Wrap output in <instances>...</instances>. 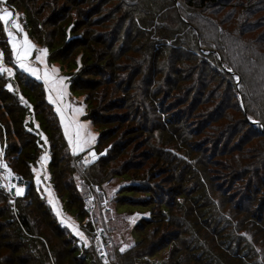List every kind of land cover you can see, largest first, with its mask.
Instances as JSON below:
<instances>
[{
    "label": "trees",
    "instance_id": "1",
    "mask_svg": "<svg viewBox=\"0 0 264 264\" xmlns=\"http://www.w3.org/2000/svg\"><path fill=\"white\" fill-rule=\"evenodd\" d=\"M58 1L59 0H44V3L46 4L44 6L49 8V13H47L46 16H42L41 14L33 18L26 12V10H28V5L25 0H6L5 3L7 5L17 7L19 16L18 22L27 29V35L30 41L34 44L38 43L39 40L41 41V37L44 38L42 31H45L46 25L58 27L61 23H63L61 36L59 38H55V36H51L49 34L48 37H46V41L43 46L48 48L49 60L59 61L62 64L68 62V64H66V69L70 70L69 76L72 79L70 87L72 90H88L92 86H97L99 83L97 85H95L96 83H90L93 80L101 81V83L111 81L110 72H107V77H105V74H102L104 79L95 78L93 74H96V71L101 70L102 68L105 70V67H110L113 71H115V63L113 61L109 63L108 60H106V57L109 54L112 55V53H114V55L118 54L117 56L121 58L124 54H121V52H125L127 47L125 43H128V40L132 45V49L135 50L138 55L141 50L144 52L140 54L139 59L136 58L138 60H135V64L138 65V73L135 71H128L127 76L131 78L129 82L133 83L137 75H139L141 71L139 66H141L143 59L149 57L151 62L157 67L158 60L165 57V61L162 62L161 65V77L165 78V85L170 87V92H172L171 89L183 90L184 92L194 88L195 82L190 83L189 86L185 87L178 85L179 80L187 82L194 79L195 74L193 75V72H191L192 67L197 68L199 65H204V68L200 70L199 79L206 81L204 82L205 87L208 82H211L212 78L219 79L218 85H221L226 80L224 73H218L216 69H213L210 72L211 74L208 71H205L204 75L201 73L203 70L207 69V64L210 62L216 65L215 68L221 67L226 75L230 76L232 74H236L239 77L237 71H234L233 69L237 68L235 66L236 64L241 69V65L247 61V59H244L241 54L236 52L240 46V39L229 38L234 35L233 32H229L226 27L219 23L216 17L210 14L212 12H216L219 6H222L221 2H223V0H149V2H144V10L140 9V0H116V3L111 7H109V0H92L93 3H96L95 7L91 6L90 2L85 7L84 3L87 2V0H60L62 2L60 4ZM20 7L23 10L19 11ZM72 7H76L77 11H80L81 9H79V7H82V10L85 12L84 17L81 18L79 15L78 20L68 18L67 12L70 13L71 11L69 10ZM102 8L106 11L105 13H101ZM207 10H209L210 13L206 12ZM258 11L264 12V0H233V9L230 11L228 10L227 12V14L230 13V15H226L221 19L228 21V19L230 20L231 17L236 15L238 19L237 24L239 25L236 26L235 29L239 30V33H242L253 30L250 28L244 29V23L252 26V28H258L263 25L264 22H260L259 18H254V15ZM95 15L98 16L97 20L93 19ZM46 18L48 19L45 20ZM89 26H97L98 29L96 32H98V34H88L86 29H88ZM3 28V23L0 22V51L3 53V56L0 57V66L5 68V63L8 64L9 67L11 66L10 62H13V57L9 47L7 34L4 32ZM12 31L14 35L17 34L15 30ZM262 33L264 34V32ZM99 34L101 35L97 37ZM115 34L118 35L120 40H122L121 45L115 48L108 47L109 45L105 46L102 42L103 37L110 38L111 36L114 37L113 35ZM89 35L90 38H88ZM133 41L136 43L132 44ZM102 44L103 50H105V55H96V48ZM74 48L75 50H73ZM114 49L118 52L114 51ZM80 52H82V55H79L81 66L77 65L73 58L78 54H81ZM70 53L75 55L71 57V55H68ZM69 56L70 58L67 60ZM237 56L240 58L236 62L235 58ZM2 58H4V60ZM261 65L264 66V63H261ZM225 66H227V68ZM228 67L232 68L231 72L227 71ZM184 68L187 71L186 74H180L182 72L181 69ZM17 71L20 72L15 73L12 76L14 80L11 82H9L10 79L7 77V74L4 76V72H0V134L9 141L7 154H5V156L7 155L8 158L9 152L12 151V145L16 143L18 138L22 137L23 133H25L21 128L20 123L24 116L28 113V111L23 112L19 110V106H15V102H13L12 99L14 94L16 97L21 96L26 99V103L24 101L19 102L23 107H27L30 100L33 102V109L43 126L50 144L52 158L51 167L55 168L56 162L63 159L66 160L56 164V166L59 164L64 165L63 168L57 170L60 176H57L54 172L51 174L53 187L57 191L60 198H65L66 205L75 210V213L80 220L85 215V211L82 206V197L87 192L85 190L89 189L91 191L94 185H99L100 181H97V179L99 175L103 173L102 168L106 171L118 173L122 176L121 178L128 181L127 184L130 186L133 184L137 186L143 185L144 189L142 190L145 192L143 197H148L149 199L155 189V185H158L159 181V175L155 176V173L159 170L158 168L163 165V163L171 172L172 170H175L173 164L176 165L177 161L178 164L182 162L180 163L181 167H177L176 172H178L182 178H185L183 170L190 167V163L185 159L176 157L173 153V155H167L166 152H169L164 150L163 151L165 153L163 151L155 152L154 150L149 155H144V162H132L130 157L134 156L137 150L131 146V149L129 151L127 150L125 155L121 156L122 158L120 157V165H118V163H115L114 165L112 164V162L115 161V158L119 156V154L118 156H113V153H109L110 146H115V144L112 143L105 147H103L102 144L104 141H107L115 136L117 131L119 133L121 123L124 124L128 121L129 124L124 126V130H120L123 137H119V139H124L121 140L123 146L119 148V151L124 150L127 145L132 144L133 140L129 139V137H134L137 132H140V138H147L151 136L146 132L149 129L141 127L137 123L141 121L137 116H135V114L139 113L137 109H141L140 106L135 105L133 99L124 103L125 97L119 94L120 91H118V97L110 91H104V93H96L100 94L94 95V98L93 96H89L86 99L88 107L92 106L87 116L95 122L99 132L94 146L95 153L98 158L95 161L88 163L87 166H82V158L86 152L76 153L73 155V153L69 150L66 139L63 136L57 114L54 111L52 104L46 99L45 88L43 87L41 81L19 68H17ZM262 72L264 74V67ZM173 76H177V78L174 80ZM86 77H88L89 80H85ZM208 78L210 79L208 80ZM145 82L150 85L153 84L150 79ZM235 82L236 92L238 94L241 93L245 100L248 98L252 106L258 104V108L252 109V113L255 115L253 120L258 121V124L249 120L248 116V118L244 119L245 122L256 128V135L264 136V78L262 81L259 80L258 83H251L248 81V78H244L242 75L239 77V81ZM239 82L245 87V89L242 87L239 89ZM120 83L123 82L118 81L119 85H121ZM127 83L124 82L122 88H124ZM9 84L12 85L11 90L6 87ZM169 84H172V86ZM158 85H160V89L162 86L161 84H157V87ZM129 87V85H126V89ZM122 88L120 89L121 92H123ZM14 89L16 92H14ZM165 92H167L168 96V90ZM262 101L263 103H261ZM244 107L245 112H249V110L251 111L249 103H245ZM111 111L115 112L111 114ZM103 112L110 113V115L106 114L105 116L102 114ZM123 116L125 118H123ZM145 121H149V119L146 117ZM174 121L175 122L170 121L169 124L175 126L176 120ZM143 124H145L144 121ZM148 124L150 123L148 122ZM164 133L167 138L173 140V134L168 132ZM147 144L145 145L150 148L152 146L153 148V144L150 146L148 141ZM27 145L24 144L22 146L23 150L21 154H23L24 159L29 158V155H35L38 151L36 146H30L31 144ZM30 147H33V150ZM159 149L160 148H158V150ZM105 150H107L106 155H99L100 153H104ZM59 151L61 158L58 161L57 155ZM232 153L228 156L229 161L226 159V161H228L227 166L232 170L238 169L240 171V176L242 175L240 182L244 187V191L247 192L248 189H250L252 182L255 179L260 181V184L257 183V185L253 187V190H250L249 194L245 197L246 203L243 202L245 206L240 205L239 209H235L236 213L243 215L241 216V224L239 220L233 221L232 224L235 229L232 230V228H230V231H227L222 226L218 228L217 222L215 225L213 224V226L208 225L210 222L209 220L212 221V219L208 220L209 215L212 214L210 211H215V207L220 208V206L215 204L216 198H213L212 200V196L210 194L205 195L200 187H196L197 189L195 191H191L189 194H187L186 191L180 190L178 194H174L175 196L172 198L171 202H169V198H167L157 204V212L158 216H161L160 219L167 225L171 224L174 227H177V229L175 232L168 229V231L163 234L164 241L162 244L159 243V240L155 241V239H152L153 236L151 233L146 236L143 240L148 239L149 242L146 243L143 249L144 252L141 253L146 259L149 260V255L157 253L156 249L159 245L162 246V248L159 247L158 249L160 251L165 246L171 247L172 254H175V251H184L185 256H178L176 261L172 260L170 262L171 264H180L181 262L184 264H200L201 262L209 264L211 261L208 257H206V254L209 252L217 254L219 251H221V256L215 255L216 260L219 262L218 264H225L224 261H231L232 264H252L251 262L253 261V264H256L254 259L256 254H261V257L263 256L262 259H264V176L262 177L259 174L253 173L252 169L245 166L243 162L238 163L235 160L238 167L235 166L231 162L235 158ZM236 154H238L237 156L240 155L238 152ZM148 157H152V159L146 163ZM167 157L169 160H175V162L172 164V162L166 160ZM24 159H22L23 162L29 164V162ZM160 161H163L162 164L159 163ZM13 164L14 160H12V162L10 161L11 169L14 172L23 176L26 175L21 171L16 170ZM240 166L242 167L240 168ZM145 167H147V170L150 171L149 173L154 176L151 178L144 176H142V178L140 176L141 178L138 177L139 180L137 178H132L130 172L135 169L143 171ZM154 168H156V170L153 172ZM62 174H65V180L63 179ZM166 179L161 180V183H165L167 181ZM75 183L78 184L77 187H75ZM34 189L33 182L31 181L30 186L27 188L24 195L17 197L14 204H11L9 202L7 192L0 188V216L6 213L10 214L7 216L8 218L0 221V251L2 249L10 250L18 247V250L16 249L12 251V254L10 255V257L17 255L15 258L11 259L15 263L6 261L8 262L6 264H68L71 262L72 264H75V259L79 254L76 253V251L69 254L67 251L71 249L76 250L75 248L68 247L66 248L67 254L57 251L56 256H51L50 252L54 249V245H51L43 236V232L40 231L42 228L41 225L39 223L35 225L33 224L31 219L32 216L30 215L31 210L26 209L29 208L31 204L38 206L37 210H41L39 214H43L44 217L48 219V222L51 223L49 218L50 215L46 212L48 202L44 200L43 203L45 206H42V203L38 200L40 196L38 194L33 196L32 192ZM29 191H31L32 194ZM133 191L134 189L132 187L125 188V191H122L120 197H127L129 200L131 198H135L131 197L130 194L125 195L126 193ZM31 195L32 197H30ZM258 201L259 203L256 208L259 213L255 214L252 212L254 209L252 206ZM133 202L136 203L135 200ZM147 205L153 208L156 203L149 201ZM174 214L176 215V218L174 217ZM151 217L152 216H149V218ZM146 221L148 223L150 222L147 226L153 223L152 218ZM181 222L184 226L180 225L182 224ZM88 223L90 222H87L88 227H91L92 225ZM185 224L188 227L185 226ZM241 225L244 226V228ZM208 226L214 228L213 230L219 233V237H216L213 234L207 235V231L205 230H208ZM3 227L11 228V230L2 231ZM61 228L63 227L59 226V228H52V231L55 232V237L58 238L60 236L59 232ZM185 232H190V237L188 236L186 238L184 236ZM44 234L48 235L47 231H45ZM106 234L108 236L112 235L109 233V230L106 231ZM11 237L14 238L12 242H10ZM117 238L118 235L116 236V240ZM246 238H249L250 241L247 242ZM204 240H208L209 246L202 249L200 248V245L206 244ZM137 241L139 242V240ZM138 242L130 249H128L129 247L126 248L123 253L140 252L141 250H134L137 249ZM25 245H28V248H26L27 255L25 254L27 257L24 260L22 256L18 258V255H21L19 254V247L23 249L25 248ZM175 246H178L179 248L177 250L172 249ZM42 248H44V250H42ZM141 254L136 255L135 258L141 259ZM82 257L86 259V263L89 262L87 252H85ZM2 258L4 257L0 254V264L1 261L3 262ZM172 258L173 256H170V259ZM64 260H67V262Z\"/></svg>",
    "mask_w": 264,
    "mask_h": 264
},
{
    "label": "rangeland",
    "instance_id": "2",
    "mask_svg": "<svg viewBox=\"0 0 264 264\" xmlns=\"http://www.w3.org/2000/svg\"><path fill=\"white\" fill-rule=\"evenodd\" d=\"M25 2L28 5L27 6L28 10H26V12L27 14L31 15L32 18L37 17L38 15L41 14L42 16H46V14L49 13V8L44 6L46 5L44 3V0H25ZM89 2L91 6L94 7L96 6V3H93L92 0H87V2L84 3L85 7L88 5ZM144 2H149V0H140L139 6L141 10L145 9ZM58 3L60 4L62 2L59 0ZM108 3H109V7H111L116 3V0H109ZM221 3L222 6H219L216 12L210 13L209 11L210 9L207 10L206 12L216 17L219 23L222 24V26L226 27L229 30V32H233L234 35L229 38H236L238 40L240 39L239 41L240 46L238 47L236 52L238 54H241L244 57V59H247V61H245L243 65H241L242 66L241 69L236 64L235 66L237 68L233 70L237 71L239 77L243 75L244 78H248L249 82L258 83L259 80L262 81L264 78V74L262 72L264 66L261 65V63H264V34L262 33L264 32L263 31L264 23L262 26H259L258 28L255 27L252 28V26L246 25V23H244L243 25L245 26L244 29L250 28L253 30L239 33V30L235 29V27L239 25L237 24L238 19L236 15L231 17L230 20L228 19V21H224L221 19L224 18V16L226 15H230V13L227 14V12L228 10L230 11L231 9H233V0H223V2ZM4 7H7L11 12L15 14L13 19L19 20L17 7L7 5L6 3H0V8H4ZM79 9L81 10L77 11L76 7H72L69 10L71 12L70 13L67 12L68 18H73L74 20L75 19L78 20L79 15L81 18L84 17L85 12L82 10V7H79ZM21 10L23 9L20 7L19 11ZM105 12L106 11L104 10V8H102L101 13H105ZM263 17H264L263 11H258L254 15V18H259L260 22H264ZM97 18L98 16L95 15L93 19L97 20ZM47 19L48 18H46L45 20ZM62 25L63 23H61L58 27L57 26L54 27L50 25L45 26V31H42V35H44V38L41 37L42 40L41 41L39 40L40 42L38 41V43L36 44H34L31 41L34 47L31 50V53L28 57V61L32 68L38 70V75L40 76V79L38 80L41 81L43 87L45 88L47 101L52 104V107L57 114L61 126V130L64 138L66 139L69 150L72 152L68 140L64 135V127L61 123V114L57 112L56 110L57 106L59 105L60 107L64 108V105H70V107L64 108L63 110V115L65 117L64 122L67 123L69 120L75 118V120H77L79 123L87 126L84 129L85 133L90 132L92 134H95L97 137V135L99 134L97 125L91 118L87 116L92 106L88 107L86 99L89 96H93L94 98L95 97L94 95H99L100 93H104V91L105 92L110 91L111 93L115 94V96L118 97V91H120L119 94L125 97L124 103L126 101L128 102V100L130 99H133L135 105L140 106L141 109H137L139 113L135 114V116H137L141 121L137 123L139 126L149 129L148 130L149 132L148 131L146 132L148 133V135L150 134L151 136H149L150 138L149 137L140 138L139 137L140 132H137L136 135H134V137L132 136L129 137V139L133 140L132 144L127 145L124 150L119 151V148L123 146L121 140L124 139V138L121 139L123 137V134L120 133V130H124V126H127L129 124L128 121H126L124 124L121 123L120 125L121 129L119 130V133L117 131L115 136H113L107 141H104L102 144L103 147L112 143L115 144V146H110L109 153H113L112 154L113 156L115 155L118 156L119 154V156L115 158V161L112 162V164L114 165L115 163H118V165H120L119 162L120 157L125 155L127 150L129 151L132 146L135 150H137L135 155L130 157L131 158L130 160L132 162H137V161L144 162L145 161L144 155H149L154 150L155 152H160V151L162 152L164 150L169 152V153L166 152L167 155L174 154L176 157L180 159L187 160L190 163V167L183 170L185 178H182L178 174V172H176L177 167H181L180 163L182 162L178 164L177 161V164L175 165L173 164L175 160H169V158L167 157L166 160L172 162L173 166L175 167V170H172L170 172L166 168V165L164 163L158 168L159 170H157V172L155 173V176L159 175L158 185H155V189L150 195L151 196L150 199L148 197L147 198L143 197V194L145 193L142 190L144 189L143 185L137 186L133 184L130 186L129 184H127L128 181L121 178L122 176L119 175L118 173L113 171L111 172L106 171L104 168H102L103 173H101V175H99L97 179V181H100L99 185H94L91 191L89 189L85 190L87 192L82 197V200H84L85 197L90 196V198L93 199V201L91 202L90 206H86L85 203L82 201V206L85 211V215L80 220L79 217L76 215L75 210L73 208L72 209L69 208L66 205L65 198L63 197L60 198L57 191L53 187L51 174L54 172L56 173L57 176H60L57 170L63 168L64 165L59 164L56 166V164H58L59 162H64L66 160L63 159L59 161V159L61 158L59 151L57 155V160L59 162L55 163V168L51 167L52 158H51L50 144L47 135L43 129V126L41 125L40 120L33 109V102L30 100L28 102L27 107L25 106L23 107L19 102L24 101L26 103L25 101L26 99L23 98L22 101L21 96L16 97L13 94L12 99L13 102H15V106L16 107L19 106V110L23 112L28 111V113L24 116L23 120L20 123L21 128L25 133H23L22 137L18 138L16 140V143L12 145L13 146L12 151H10L8 154L9 159L7 158V155L4 156V154H7L9 141L5 139L4 136L2 137V135H0L1 140L5 141L6 143L0 150V153H2V155L0 156L1 158L2 156L5 157V161L9 166H10V161L12 162V160H14L13 165L15 169L26 174L25 176L22 175V177L30 181V183L31 181L33 182L35 188L34 191L32 192L33 196L37 194L40 196L38 200L42 203V206H45L43 203L44 200L48 202V204L46 203L47 204L46 212L50 215L49 218L51 223L48 222V219L44 217L43 214L41 213L39 214L41 210L39 209L37 210L38 206H34V204H31L30 207L26 209L31 210L30 215L32 216L31 219L33 224L35 225L39 223L42 227L40 231L43 232L42 233L43 236L46 238L47 241H49L51 245H54V249H52V251L50 252L51 256H56L57 251L62 252L63 254H67V251L69 254L73 253V251H76V253H78L79 255L75 259V264H147V263L171 264L170 262L172 260L176 261L178 256H185L183 250L175 251V254H172L171 247L165 246L160 251L158 249L159 247L162 248V246L159 245L156 249L157 253L149 255L148 257L150 259L148 260L141 253L144 252L143 249L146 243L149 242V240L148 239L143 240V239L151 233L153 236L152 239H155V241L159 240V243L162 244V242L164 241L163 234L166 233L168 229L172 230V232H175L177 227H174L171 224L167 225L165 222H163L160 219L161 216H158L157 204L161 203L167 198H169L168 200L169 202H171L172 198L176 195V193L178 194L180 190L186 191V193L189 194L191 191H195L197 189L196 187L198 188L200 187V189L205 195L210 194L212 196L211 197L212 200L213 198H216L215 204L220 206V208L215 207V211H210L212 214L209 215L208 220L212 219V221L209 220L210 222L208 223V225L213 226V224L215 225V223L217 222L218 228L222 226L227 231H230V228H232V230L235 229V227L232 224L233 221L239 220L241 224L242 221L241 216L243 215L236 213L235 209H239L240 205L245 206V204H243V202H245V197L247 196V194H249L250 190H253V187H255L257 183L260 184V181L255 179L252 182V186L250 187V189H248V191L245 192L244 187L240 182L242 178V175L240 176L241 174L240 171L238 169L232 170L227 166V163L229 161L228 156L233 152L232 155H234L235 158L231 162L235 166L238 167L236 161L238 163L243 162L245 166L252 169L253 173L259 174L260 176L263 177L264 176V171H263L264 136L256 135L257 134L256 128L250 126L244 120L245 118L249 117V120L254 121L253 119L255 115L254 113H252V109L258 108V104L252 106L248 98L247 100H245L244 96L241 93L238 94L236 92L235 81H237L238 76L236 74H232L228 76L226 75L225 72H223L221 67L215 68L216 65L210 62L209 64H207V69L203 70L201 73L204 75L205 71H208L210 73L213 69H216L218 73H224L226 80L221 85H218L219 79L212 78L211 82H208L207 85L204 87V82L206 81H202L201 79H199L200 70L204 68V65H199L197 68L192 67L191 69L193 75L195 74L194 79H191L190 81L187 82H183L180 80H179L180 82L178 81V85L182 87L189 86L190 83L195 82L194 88L190 90H186L184 92L183 90L171 89L172 92H170L169 90L170 87L165 85L166 84L165 78L161 77V65L162 62L165 61V57L160 58L158 60L157 67L155 64L151 62V59H149L148 57L143 60L141 59L142 63L141 66H139L141 71L139 75H137V77L135 78V81L133 83H130L129 80L131 78L127 76L128 71H135L136 73H138V67H137L138 65L135 64V60H138L140 58V54L144 52L141 50V52L138 55V53L132 49L131 47L132 45L128 40L129 45L127 42L126 43L124 42L125 45L127 46L125 52L120 51L121 54L124 53L121 58L117 56L118 54L114 55V53H112V55L109 54L106 57L107 58L106 60H108L109 63L111 61L115 63L114 65L116 68L115 71H113L110 67H105V70L107 71L103 70L104 68H102L101 70H97L96 74H93L95 78L104 79L102 74H105V77H107V72H110L111 81L109 82L106 81V83H101V81L93 80L92 82H90L91 84L93 83H96L95 85H97L98 83L99 84L97 86H92L88 90H81V91L72 90L70 87V83L72 82V79L69 76L70 70L66 69L67 66L66 64H68V62L62 64L59 61L49 60L48 48L43 46L44 42L46 41V37H48L49 34L51 36H55V38H59L61 36V32L63 29ZM21 26L23 31L17 32L16 29L11 28V24H9L11 30H15L17 32V34L14 35V37L17 39L18 43L23 40L25 34L27 35V29L23 25ZM97 29H98L97 26L96 27L89 26V28L86 29V32L88 34L93 33L94 35H97L98 34V32H96ZM100 35L101 34H99L97 37H99ZM113 36L114 37L111 36L110 38L103 37L102 42L104 43L105 46L109 45L108 47L115 48L121 45L122 40L118 38V35L115 34ZM88 38H90V35L88 36ZM135 43H136L135 41L132 42V44ZM9 47L11 49L13 62L12 63L10 62L11 65L10 67L8 64L5 63V68H10L13 74L9 76L7 72H4L3 75L6 76L7 74V77L10 79L9 82H11L14 80L12 76L15 73L20 72L17 71V68L19 69L21 68L15 62V56L12 52V48L10 44ZM39 49H47V56L44 58L43 62L38 61L36 59V57L39 55V51H38ZM96 49H97L96 55H100V54L102 56L105 55V50H103V44L97 47ZM73 50H75V48ZM114 51L117 50L114 49ZM80 53L81 54H78L77 56L73 57L75 62L79 66H81L79 55H82V52ZM68 55H71L72 57L75 54L70 53ZM69 58L70 56L67 58V60ZM239 58H240L239 56L235 58L236 62ZM2 59L4 60V58ZM225 67L227 68V66ZM53 68L57 70V72L55 73V78L57 79L64 78L63 83L64 85H66V88L64 89L65 95L62 101H60L57 98V92L55 90H51L53 87L51 83L49 85H45L43 79L45 69H47L48 72L51 74V70ZM229 68L231 67H228V69ZM181 71L182 72L180 74H186L187 72L185 68L181 69ZM162 74L165 76L163 72ZM30 75L37 79L36 76L32 74ZM177 76L176 77L173 76L174 80L177 78ZM148 79L152 80L153 84L150 85L146 83L145 81ZM209 79L210 78H208V80ZM85 80H89L88 77H86ZM118 81H122L123 83L128 82L126 85H129L130 87L126 89V85H125L124 88H122L123 83H120L121 85H119ZM157 84H161L162 87L159 89L160 85H158L157 87ZM169 85L172 86V84ZM238 86L239 89L241 87L245 89V87L242 86L240 82ZM121 88L123 89L122 90L123 92H121L120 90ZM167 90L169 92L168 96H167V92H165ZM14 92H16L15 89ZM98 92L100 93L96 94ZM53 101H55V103ZM245 103H249V108L251 109V111L249 110V112L246 111L247 113L244 111ZM261 103H263V101ZM76 108H81L82 112L80 114H76L74 111ZM114 112L115 111H111L110 113L112 114ZM110 113L103 112L102 114L106 116V114L110 115ZM146 117L149 119V121H145ZM123 118L125 117L123 116ZM174 120H176V125L175 126L170 125L169 122L170 121L175 122ZM143 121L145 124H143ZM148 122L150 124H148ZM257 122L258 121H255V124H258ZM164 132L173 134V140L167 138ZM119 137L121 138L119 139ZM147 141L149 142L150 146L151 144H153V148L152 146L150 148L145 145L147 144ZM24 144L26 145L31 144L30 146H36L38 150L37 153H35V155L34 154L29 155V158L24 159L23 154H21L23 150L22 146ZM94 146L95 143L91 146L90 149L84 150V152H86L84 157H88L89 159L91 158L89 156V152L90 151L95 152ZM158 148L160 149L158 150ZM171 148H173L174 150ZM4 149H5V153H4ZM31 149L33 150V147ZM237 152L240 153L239 156H237L238 155L236 154ZM45 154H47L48 159L43 162V168H41L40 157ZM22 159L27 160L30 165L23 162ZM151 159L152 157H148L146 163H148V161H150ZM226 159L228 161H226ZM5 161L3 160L4 163ZM162 162L163 161H160L159 163L162 164ZM85 164L82 161V166L85 167L88 165V163L86 165ZM241 167L242 166H240V168ZM33 168H35L37 172H39L40 183H37L36 181V173L33 172ZM155 170L156 168H154L153 172ZM149 172L150 171L147 170V167H145L143 171L135 169L132 172H130V174L132 175V178H137V179L138 177L141 178L142 176L150 177V178L154 176L151 175ZM65 174H62L64 180L66 179ZM45 177H47V179H45ZM163 179L164 180L166 179L167 181L165 183H161V180ZM74 185L75 187H77L78 184L75 183ZM130 187H132L134 191L130 193L128 192L125 195L130 194L131 197H135V198H131L129 200L127 197H120L122 191H125V188H130ZM29 192L31 193V191ZM49 192L52 194V198L54 199L56 205L55 209L53 205L49 203ZM30 197H32V195ZM134 200L136 201V203L133 202ZM149 201L155 202L156 205H154L153 208L149 207V205H147ZM258 203L259 201L255 202V205L252 206V208H254L252 212H254L255 214L259 213L258 209L256 208ZM57 209L61 213L60 216L56 214ZM9 215L10 214L8 213L2 214V216H0V221H2L5 218H8L7 216ZM149 216H152L151 218L153 219V223L147 226L150 222L148 223L146 220L151 219L149 218ZM174 217L176 218L175 214ZM63 218H71V222L74 223L78 227L79 231L84 234V239H81V237L77 235L70 227H68L66 223H62L61 220ZM88 221L90 222L88 224L92 225L91 227H88L87 225ZM180 225L184 226L183 223ZM59 226H62L63 228H61L59 232L60 236L57 238L55 237V232L52 231V228L54 229L59 228ZM185 226L187 225L185 224ZM242 227L244 228V226ZM97 228H101L104 230L105 233L102 232V234H104L105 237L108 236L106 234V231L108 230L109 233L113 235V236L112 235L108 236V239H111L113 243L111 245V250L107 260H103L102 258L98 257L94 249L93 237ZM9 229L11 230V228L3 227L2 231H6ZM213 229L214 228L209 227L208 230H205L207 231L206 234L207 235L213 234L214 236L219 237L218 236L219 233H217ZM45 231H47L48 235L44 234ZM190 234H191L190 232L189 233L185 232L184 236L187 238L188 236L190 237ZM117 235L118 238L116 240ZM246 239L247 242L250 241L249 238ZM13 240L14 238L11 237L10 242H12ZM137 240H139V242ZM137 242H138L137 249L134 250H141L140 252L136 253L134 252V250H133L134 253L120 252L121 248L126 249L129 247L128 249H130L131 247L135 246ZM204 242H206V244L200 245V248L202 249H205L209 246L208 240H204ZM68 247L71 248L73 247L76 250L71 249L66 251V248ZM26 248H28V245H25V248L23 249L19 247L20 249L19 254L21 255H18V258L22 256L24 260L26 259L27 257L25 256V254L27 255ZM178 248H179L178 246H175L172 249L177 250ZM16 249L18 250V247ZM16 249L13 248L10 250L2 249L0 251L1 252L0 254H2V257L4 258H2L3 262L1 261V264L8 263L6 261H11V263H15L11 259L15 258L17 255L14 257H10V255L12 254V251ZM42 250H44V248H42ZM85 252H87V258L89 261L88 263H86V259L82 257V255ZM139 254L142 255L141 259L135 258L136 255ZM220 254L221 251H219V253L217 254L210 252L207 253L206 257H208V259L211 261L209 264H218L219 262L218 260H216L215 255H220ZM170 256H173V258L170 259ZM262 258L263 256L261 257V254L260 255L256 254V257H254L256 264L264 263L263 262L264 259ZM64 261L67 262V260ZM224 263L232 264L231 261H224ZM251 263L253 264V261ZM68 264H72V262ZM180 264H184V263L181 262ZM200 264H206V263L201 262Z\"/></svg>",
    "mask_w": 264,
    "mask_h": 264
},
{
    "label": "snow or ice",
    "instance_id": "3",
    "mask_svg": "<svg viewBox=\"0 0 264 264\" xmlns=\"http://www.w3.org/2000/svg\"><path fill=\"white\" fill-rule=\"evenodd\" d=\"M6 0H0V3H5ZM14 13L11 12L7 7L0 8V22L3 23V30L7 34L8 37V43L11 45L12 52L15 56V62L18 64V66L24 70L25 72H28L34 76L37 77V79H40V76L38 75V70L35 68H32L30 66V63L28 61V57L31 53L32 48L34 45L31 43V41L28 39L27 35L25 34L23 40L21 42H17V39L14 37V33L11 30V28L16 29L17 32H22V26L18 22V19H13ZM9 24H11V28L9 27ZM39 55L36 57L38 61L43 62L44 58L47 56V49H39ZM3 56V53L0 52V57ZM229 72L232 71L231 68L228 69ZM0 72H7L9 76H11L12 70L10 68H4L0 66ZM57 70L53 68L51 70V74L48 72L47 69L44 71L43 79L45 82V85H51L53 86L51 90H55L57 92V98L62 101L63 97L65 95L64 89L66 88V85H64L63 80L64 78H55V73ZM237 80L239 78L237 77ZM9 90L12 89V85H7ZM21 100L23 101V97H21ZM51 100V97H50ZM55 103V101H53ZM70 107V105H64V108ZM64 108L57 106V112L61 114V123L64 127V135L68 140V143L71 147L73 155H75L78 152H84L85 149H90L91 146L96 142V135L92 134L90 132L85 133L84 129L87 127L84 124L79 123L75 118L72 120H69L67 123H65V117L63 115ZM76 114H80L82 112L81 108H76L75 110ZM255 122V121H254ZM46 139V138H45ZM107 150H105L104 153H100L99 155L103 156L106 155ZM2 155V153H0ZM90 159L88 157H85V163H91L95 161L98 157L97 154L94 151L89 152ZM48 159L47 154L42 155L40 157V166L43 168V162ZM0 167L4 168L7 172V175L3 177V179L10 180L12 177V172L10 169H8V166L4 164L2 161H0ZM33 172L36 173V181L37 183H40V175L39 172L35 168H33ZM47 179V177H45ZM5 188H13L14 185H11L10 183H5L3 185ZM23 188L16 187V194L21 195L23 194ZM49 203L53 205L54 209L56 208L54 199L52 198V194L49 192ZM56 214L58 216L61 215L60 211L57 209ZM131 219V218H129ZM62 223H66L68 227H70L77 235L81 237V239H84V234L79 231L78 227L71 222V218H63L61 220ZM121 252H123L125 249L121 248ZM103 255V254H102Z\"/></svg>",
    "mask_w": 264,
    "mask_h": 264
},
{
    "label": "built area",
    "instance_id": "4",
    "mask_svg": "<svg viewBox=\"0 0 264 264\" xmlns=\"http://www.w3.org/2000/svg\"><path fill=\"white\" fill-rule=\"evenodd\" d=\"M2 137H3V135H2ZM5 144H6L5 141H2L0 138V150ZM4 153H5V149H4ZM4 156H5V154H4ZM4 156H2V158L0 156V161H2V162H3V160L5 161ZM82 161L83 162L85 161V157L82 158ZM4 164H6L8 166V169L11 170L12 177L10 180L3 179V177H5L7 175V172L4 168L0 167V188L4 189L7 192L8 197H9V202L11 204H13L17 197L24 195L25 191L30 186V181L26 180L19 173L14 172L10 168V166L6 163V161ZM84 164H85V162H84ZM5 183H10L11 185H14L15 187L5 188V187H3V185ZM16 187L23 188V190H24L23 194L17 195L16 194ZM82 201L85 203L86 206H90L93 199H91L90 196H87ZM102 232H104L103 229L97 228L95 233H94V237H93L94 238V249H95L98 257L102 258L103 260H107L108 255H109V249H110V246L112 245V241L110 239H108L107 236L105 237L104 234H102Z\"/></svg>",
    "mask_w": 264,
    "mask_h": 264
},
{
    "label": "bare ground",
    "instance_id": "5",
    "mask_svg": "<svg viewBox=\"0 0 264 264\" xmlns=\"http://www.w3.org/2000/svg\"><path fill=\"white\" fill-rule=\"evenodd\" d=\"M105 233V232H104ZM111 247V246H110ZM109 253H110V249H109Z\"/></svg>",
    "mask_w": 264,
    "mask_h": 264
},
{
    "label": "clouds",
    "instance_id": "6",
    "mask_svg": "<svg viewBox=\"0 0 264 264\" xmlns=\"http://www.w3.org/2000/svg\"><path fill=\"white\" fill-rule=\"evenodd\" d=\"M111 240V239H110ZM112 241V240H111Z\"/></svg>",
    "mask_w": 264,
    "mask_h": 264
},
{
    "label": "water",
    "instance_id": "7",
    "mask_svg": "<svg viewBox=\"0 0 264 264\" xmlns=\"http://www.w3.org/2000/svg\"><path fill=\"white\" fill-rule=\"evenodd\" d=\"M238 81V80H237Z\"/></svg>",
    "mask_w": 264,
    "mask_h": 264
}]
</instances>
